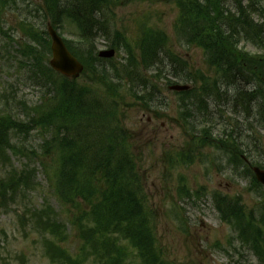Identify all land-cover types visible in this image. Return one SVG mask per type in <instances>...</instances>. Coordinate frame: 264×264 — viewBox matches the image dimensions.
<instances>
[{"label": "rangeland", "instance_id": "rangeland-1", "mask_svg": "<svg viewBox=\"0 0 264 264\" xmlns=\"http://www.w3.org/2000/svg\"><path fill=\"white\" fill-rule=\"evenodd\" d=\"M17 1L15 5L0 8V114L11 113L20 121H29V107L37 106L45 92L49 91L52 97L54 89H43L34 83L27 76L25 68L15 60L17 58L21 62L23 58L27 59L21 52L24 45L21 39L28 30L24 16L31 11L32 14L38 13L39 17L35 18L28 15L31 20L34 19L38 30H46L52 18L44 20V13L26 5L28 0ZM29 1L42 3V0ZM223 2L226 7L234 9L233 0ZM178 12L174 0H117L108 14L106 13L105 33L114 42V32L120 30L129 39L131 46H136L134 38L141 34L140 25L145 23L144 27L161 29L169 35V45L173 44L175 51L182 55L188 72L180 64L176 67L161 64L160 68L165 71L162 77L156 79L152 76L154 72L150 70L153 66L149 71L141 70L147 77L143 85L141 83L144 80L130 82L129 77H126L122 80L123 85L120 82L118 91L111 95L107 92L108 88L99 79L92 78L88 72H84L77 82L79 87L96 90L97 102L107 99L113 101L118 120L128 130L130 146L127 145L131 153L134 149L137 157V172L142 176L141 182L147 193L148 206L156 220L158 245L162 247L164 257L171 264H260L253 253L235 239V232L230 225L221 221L212 196L214 192H221L235 199L240 197L247 213L257 214L261 209L264 197L259 189L251 190L250 178L242 176L243 163L238 160L240 164L236 165L233 161L239 158L237 154L247 153L246 156L253 165L264 167V123L259 112L262 110L263 115L264 108L256 111L243 109L244 100L239 98V91L254 89L250 81L224 85L221 78L207 91L202 92L200 102L198 98L184 99L185 96L181 97L169 88L172 84L187 81L195 85L194 81L197 79H194V75L199 71L214 76L213 71L207 70L202 48L180 45L174 40ZM224 29L226 30V26ZM59 30L65 38L77 41V29L72 22H65ZM140 38L141 35L139 40ZM106 41L100 40L98 45L105 44ZM74 46L81 49L82 45L75 43ZM99 46L98 51L111 48ZM123 48L119 51L116 49L114 65L109 63L104 66L111 69V66L119 68L128 64ZM239 48L251 54L261 52L249 41H240ZM200 83H197L198 87ZM201 86L202 84L199 88ZM223 88L224 94L216 93ZM136 92L140 94L134 96ZM142 95L150 102H142ZM184 104L189 113L183 111ZM105 125L110 127L109 123ZM33 128L30 134L12 133L13 144L21 148H39L47 132L39 131L41 128ZM203 128L209 129L211 137L216 139L222 137L227 140L235 137L238 143L243 144L241 148L245 152L242 153L239 149L234 151V147L228 149L204 145L196 148L193 162H181L178 155L190 151V141L193 138L199 141L202 139L201 135L206 136ZM225 130L230 133L224 135ZM204 141L203 139L200 145ZM40 152L43 154L38 160L31 159L29 152H23L19 156L10 154V158L5 160L0 158L1 177L7 178L8 173L11 175L9 170L12 165L20 168L31 163L37 168L36 180L39 182V186L24 199H18V204L12 205L9 202L7 209L0 207V264H59L53 262L45 252L43 238L32 220L35 209H45L44 220L54 219L61 229L60 232L64 231L65 241H60V246L67 250L70 257L76 260L83 258V264H106L105 261H100V255L95 257L93 249L85 252L82 249L84 241L80 234L85 228V221L80 222L78 218L89 206L65 204L55 196L52 188L59 166L57 155L53 156L52 152L44 148ZM93 173L94 171L88 175L91 179L98 177L93 176ZM183 184L185 187L180 188ZM118 236L110 235L106 238L112 245L108 252L114 255V247L120 246V251L126 258L124 264H142L136 248L127 240L120 236L114 243L113 239ZM57 239L55 238L56 241ZM103 241L100 238V247Z\"/></svg>", "mask_w": 264, "mask_h": 264}, {"label": "trees", "instance_id": "trees-1", "mask_svg": "<svg viewBox=\"0 0 264 264\" xmlns=\"http://www.w3.org/2000/svg\"><path fill=\"white\" fill-rule=\"evenodd\" d=\"M71 1L73 0H45L47 12L44 17H51L54 25L62 24L67 19L79 22L80 27L89 33L83 38L89 41L98 23L97 18L92 15L95 11L94 4L103 1L109 5L115 0ZM263 1L233 0L234 9H231L224 5L223 0H175L179 7L175 25L176 39L202 47L209 67L215 69L214 78H206L200 73L195 75L196 84L201 81L203 86L211 87L208 80L212 79L216 84L221 78L230 85H236L237 81H250L254 89L240 90L239 98L244 100V105L260 98L264 102ZM256 15L262 19H255ZM27 29L29 42H25L21 50L27 59L22 61V65L28 68L27 76L34 83L41 88L54 89V95L51 97L49 91L43 94L41 103L30 108L33 114H29L31 117L27 122L19 121L11 113L0 114V157L7 159L8 149L16 151L12 133L30 134L33 127L41 128L40 131L47 132V135L43 137L40 148L50 153L55 152L58 158L55 186L57 195L66 204L80 206L81 203H86L89 206L78 220L93 224H86L84 229L85 239L94 254L98 250V253L111 257L108 251L112 245L106 238L119 235L133 243L143 264H171L158 245L155 216L148 206L147 193L137 172L135 156L128 148V132L117 118L113 101L107 99L97 102L94 97L97 96L96 90L79 87L76 80L66 79L54 72L48 63L51 54L48 33L36 29L32 22ZM141 34L138 47L141 63L146 69L154 66V69L161 72V64L168 67L180 64L185 67V61L168 47L169 37L163 30L143 26ZM243 40L251 42L262 54H251L239 48L240 41ZM69 47L83 59L90 73L108 87L109 95L115 93V87L110 82L111 75L98 64L95 47L89 46L82 54L70 45ZM129 51V56L134 58V51L130 48ZM165 51L168 53L167 59L162 57ZM100 69H104V72H99L103 71ZM132 73L136 71L127 69L125 76L132 80ZM200 91L205 92L207 88L203 87ZM217 92L220 93V90ZM259 112L264 123V114L262 115V110ZM208 132L204 130L206 136L201 135L202 139L199 141L193 138L195 140L192 144L200 146L203 139V144H209ZM219 144L220 141L217 145ZM35 149L30 150L33 158H40L41 154ZM186 155L187 153L183 155L182 161L186 159ZM92 171L93 176L98 177L91 179L88 175ZM35 183L33 168L28 167L20 173L14 170L7 182L0 180V196L4 197L6 190L11 189V199L14 200L17 192L28 191ZM257 186L260 187L258 183ZM212 198L220 218L237 230L241 242L252 249L260 263L264 264V226L261 225L264 224V204L261 207L263 212L260 209L254 214L246 212L240 197L235 199L215 192ZM38 217L40 220L36 222V227L40 221L45 225L53 222L51 218L43 221L42 216ZM35 218L37 220L36 216ZM100 238L104 239L101 247ZM117 238L119 239H113L114 243ZM119 247L115 246L114 252ZM49 250L56 251L57 256L51 257L53 261L78 264L66 250L58 246H50ZM114 257L112 261L107 258L109 264H120ZM120 258L117 255L116 260Z\"/></svg>", "mask_w": 264, "mask_h": 264}, {"label": "bare ground", "instance_id": "bare-ground-1", "mask_svg": "<svg viewBox=\"0 0 264 264\" xmlns=\"http://www.w3.org/2000/svg\"><path fill=\"white\" fill-rule=\"evenodd\" d=\"M63 1H68V0H63ZM75 0L71 1V2H74ZM80 3H83V2H80ZM95 5V11L93 12V16L97 18L98 20V23H97V28H95V31L92 35H90V37L93 39L95 38L97 35H98V32L100 30H105V28L107 27V21H106V13L108 14V11H109V6L108 4H106L105 2L103 1H100L99 4H94ZM100 5V6H98ZM101 18H103L104 20L102 21ZM86 20H84L85 22ZM89 34V33H88ZM169 50V49H168ZM162 57L163 59H167L168 58V53L165 51L163 54H162ZM154 74L153 76L156 78V79H159L160 77H162V75L164 74V71L165 70H162L161 72L160 71H157L156 69L152 68L151 69ZM134 74V78H132L133 81L136 82V80H145V75H142V74H136V73H132ZM111 85H113L115 88H118L119 87V82L118 80H115L112 78L111 80ZM160 82V80L158 81ZM195 89L193 92H190L189 94H187V96L184 97V99H188V100H192V99H197L198 98V101L200 102V97L202 96V92L200 91L201 89L203 88H199L197 85L194 86ZM186 104H184V110L189 113L190 111H187L186 110ZM264 106V102L263 100L260 98V99H255V100H251L249 101L248 104H245L243 105V109L245 111H254V110H259V109H262ZM193 109L195 110V107H193ZM210 111H213L212 109H210ZM243 111V110H242ZM234 113H236V111H233ZM226 133H230L228 130H225L224 131V135ZM219 139V141H221L222 137L221 138H217ZM229 140H232L229 141ZM221 145L223 146L222 148H233V147H236L238 145L237 143V139L235 137H232L230 139H227V140H222L221 142ZM240 160L241 163H243V171L244 173L242 174V176H246L248 178L251 179V183L250 184V188L251 190L253 189H256L257 188V183H258V179H257V175H256V172H255V169L249 164V162L247 161V157L245 155H242L240 156L236 161H233L234 164L236 165H239L240 163H238Z\"/></svg>", "mask_w": 264, "mask_h": 264}, {"label": "water", "instance_id": "water-1", "mask_svg": "<svg viewBox=\"0 0 264 264\" xmlns=\"http://www.w3.org/2000/svg\"><path fill=\"white\" fill-rule=\"evenodd\" d=\"M50 34L53 38L52 51L53 60L51 61V66L64 73L67 76H78L82 71V65L69 53L65 47L61 37H59L56 31L50 27ZM113 52L103 55H112ZM177 90H184L187 87L184 86H174ZM255 172L258 180L264 184V171L259 168H255Z\"/></svg>", "mask_w": 264, "mask_h": 264}]
</instances>
